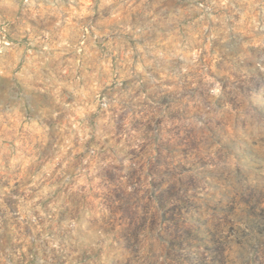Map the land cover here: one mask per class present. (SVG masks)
Masks as SVG:
<instances>
[{
	"label": "clouds",
	"instance_id": "obj_1",
	"mask_svg": "<svg viewBox=\"0 0 264 264\" xmlns=\"http://www.w3.org/2000/svg\"><path fill=\"white\" fill-rule=\"evenodd\" d=\"M0 264H264V0H0Z\"/></svg>",
	"mask_w": 264,
	"mask_h": 264
}]
</instances>
